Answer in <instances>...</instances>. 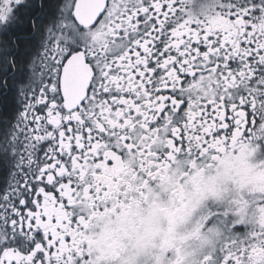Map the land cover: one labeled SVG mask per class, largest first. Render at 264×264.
Instances as JSON below:
<instances>
[{
    "label": "snow or ice",
    "instance_id": "6c2138e0",
    "mask_svg": "<svg viewBox=\"0 0 264 264\" xmlns=\"http://www.w3.org/2000/svg\"><path fill=\"white\" fill-rule=\"evenodd\" d=\"M0 264H264V0H0Z\"/></svg>",
    "mask_w": 264,
    "mask_h": 264
}]
</instances>
